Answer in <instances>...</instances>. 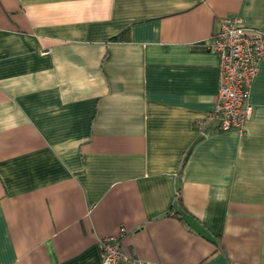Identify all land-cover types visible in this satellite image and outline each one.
Listing matches in <instances>:
<instances>
[{
    "label": "crops",
    "instance_id": "1",
    "mask_svg": "<svg viewBox=\"0 0 264 264\" xmlns=\"http://www.w3.org/2000/svg\"><path fill=\"white\" fill-rule=\"evenodd\" d=\"M264 0H0V264H264V59L244 129L208 48Z\"/></svg>",
    "mask_w": 264,
    "mask_h": 264
},
{
    "label": "built area",
    "instance_id": "2",
    "mask_svg": "<svg viewBox=\"0 0 264 264\" xmlns=\"http://www.w3.org/2000/svg\"><path fill=\"white\" fill-rule=\"evenodd\" d=\"M207 45L219 59L216 104L207 119L216 120L221 130L242 132L252 114L251 82L258 72L259 61L264 59V30L245 26L238 16L226 15L220 19V27ZM125 232L120 227L116 234L99 239L101 264H149L122 252L121 239Z\"/></svg>",
    "mask_w": 264,
    "mask_h": 264
}]
</instances>
